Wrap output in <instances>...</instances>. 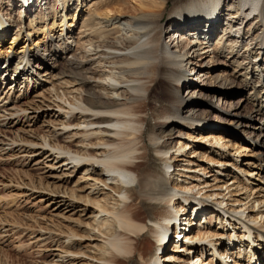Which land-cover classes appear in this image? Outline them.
Returning <instances> with one entry per match:
<instances>
[{"label": "bare ground", "instance_id": "bare-ground-1", "mask_svg": "<svg viewBox=\"0 0 264 264\" xmlns=\"http://www.w3.org/2000/svg\"><path fill=\"white\" fill-rule=\"evenodd\" d=\"M137 1L141 13L129 15L126 0H0V80L12 79L0 104V125L7 116L33 120L30 110L55 112L48 113L43 134L3 135L0 144L7 150L26 146L27 158L45 152L43 160L50 170H59V178L81 173L82 189L90 190L85 197L51 191L91 208L85 237L99 241V264H129L135 256L134 264H215L214 258L227 264L233 243L214 246L210 261L204 257L206 241L227 235L203 223L209 212L221 223H243L242 236L255 238L249 264H262L256 245L264 238L259 229L264 228V167L261 185L245 186L238 177L228 178L229 172L208 174L206 164L219 171L236 165L227 158L237 161L242 155L243 135L261 140L256 144L264 152V123L261 135L253 127L264 115V0ZM34 37L38 41L32 46ZM5 44L13 52L10 58L1 57ZM186 72L189 79L181 85L178 76ZM22 77L25 85L41 90V103L24 106L10 99ZM246 89L242 103L231 101ZM213 119L233 127L243 120L239 125L245 128L229 133ZM260 171L251 172L249 180ZM208 202L223 208L222 217ZM191 203L198 213L183 220L191 226L186 238L173 235V248L164 254V244L152 260L163 238L158 231L168 233L161 220L174 208L183 215ZM150 236L157 243L154 253L146 250ZM198 250L201 255L191 257Z\"/></svg>", "mask_w": 264, "mask_h": 264}, {"label": "rangeland", "instance_id": "rangeland-1", "mask_svg": "<svg viewBox=\"0 0 264 264\" xmlns=\"http://www.w3.org/2000/svg\"><path fill=\"white\" fill-rule=\"evenodd\" d=\"M168 1L169 4L171 5L174 0H168ZM126 2L127 3L124 4L126 7L124 12H126L129 15L141 13L140 3L137 0H126ZM170 5L165 6L162 9V13L164 14V17L168 16ZM110 7L111 8L118 7V4L112 3ZM85 9L86 7L83 9V11ZM27 12L28 11L26 9V11H24V14H27ZM73 21H74L73 16H70L69 23H73ZM59 31L60 28L55 30V32H59ZM41 37L43 38V36ZM165 40H167V36L166 38L163 39L164 42ZM37 41L38 39L34 37L30 45H32V43L33 44L36 43ZM9 46L10 44L3 45L2 47L3 55L1 56L2 58L12 57L13 52H10ZM11 68H13V66ZM42 71L43 70H41V72ZM57 71L58 70H56L55 72ZM4 81L5 80H0L1 105L4 104L2 100L5 98L7 94V91L9 89L8 88L9 83L12 82V79L10 80L7 79L6 82ZM16 84L17 86L15 88L14 86ZM12 87L13 89L11 91L10 99L14 98L17 101H20L21 105L29 106L34 103H41L40 101L43 100V97L39 95L41 90L35 88V85L33 83L30 85L29 83H27V85H25V81L23 77L20 78L16 83H14ZM20 89L22 90L20 91ZM157 89L158 86H156L155 90ZM246 96H248V89L235 94V96L232 97L231 101L235 103L238 102L242 103V101H244V98ZM152 105H155V103L153 102ZM248 106L249 108H251L250 104H248ZM28 112L34 113L33 120H28L27 117L26 118L23 117L25 119L22 120V117L17 118L16 116H13L12 118L11 117L9 118V116H7L8 119L3 121V123L5 124H3V126L0 125V139L3 137V135H6L8 138L12 136H16L15 133H18L19 135L22 136H26L29 139H33L32 136L37 137L36 135L43 134L46 131L44 124H46L45 123L46 119L49 118L47 116L48 113H55L51 111L48 112L43 111L42 113L35 114V112L31 110ZM241 112L246 113L242 110ZM219 116L225 118L223 113ZM243 116L244 115H242L241 117ZM258 119L259 120H256L253 127H255L256 132L260 134L262 133L261 126L264 123L263 122L264 115L259 116ZM152 121L153 120L150 118V122ZM210 121H212V123L216 125V127L218 128L222 127L223 129H226L229 133L231 132L237 134L239 133L240 128L242 129L245 128L243 124L239 125V123H243V120H239V122H236L237 126L234 125L236 127H233V125L232 126L228 125L227 124L228 122H224L227 120L221 121V120L213 119ZM206 124L204 125L207 126L208 124L207 125ZM165 129L166 128H163L162 130ZM242 137H244V140L241 142L244 146L242 155L236 158L238 159L237 161H234L230 157L227 158L229 163L233 161L235 162L236 165H231V164L228 166L225 165L219 171V169L215 170L216 168L213 167L214 164L210 163L208 164L209 166L206 164L207 169L212 170V172L208 174H212V176H215L214 174H216V176L223 177L221 176L222 175L221 173L227 174V172H229L231 175L228 176V178H230L231 176H233L234 178L238 177V179L241 181V184H244L245 186L246 185L259 186V184L261 185V181H263L261 179L262 176L260 175L263 171V168L260 169V167H264V152L261 151V145L259 144L257 145L256 143H259L261 140L257 141L256 139H252L250 136L247 135L246 136L243 135ZM2 147L3 146L0 144V264L103 263L100 259L102 255L101 252H99V248H98L99 245H97L100 244L99 241L85 237L86 231L84 227L88 222L91 221L89 219V216L91 215V212L89 211L91 208H88V210H84L85 205L83 204V202L77 200L74 201L65 198L62 192L60 194L52 192V191L67 189V191H69L70 193L74 192L75 193L74 195L79 198L85 197L86 193L90 192V190L86 192L85 190L82 189L84 183L82 180H79L81 173L73 174L71 175L72 177L62 176L59 178L58 177V175H60L59 170L58 171L50 170V168L47 167V165H49L48 162L43 160L45 156V152L42 151L43 153L39 154V156L36 157L30 156L29 158H27L26 156L27 153L24 150L26 149V146H24V148L22 149L23 151L19 150L18 148L14 150H7V149H3L4 147L3 148ZM34 150H39V149L36 148ZM208 153H210L209 150ZM154 159L155 158H153V156L151 155V158L149 160L150 163H152V161H155ZM255 160L257 161L255 162ZM156 162L158 165H162L161 161H156ZM80 167H82V165L78 166V168L80 170L83 169ZM241 167L244 168L247 172L246 173L241 172L240 169ZM259 170L261 171L259 175L256 176L255 180L253 179L249 180V178L252 177L250 173L259 172ZM246 181H248L249 183H247ZM253 182H256V184ZM92 195L94 196L95 194L93 193ZM208 204H210L208 207L210 208L211 211L218 212L217 213L218 216L222 217V214L225 213L221 206L219 205L215 206L213 202H208ZM135 207L136 206H132V209H134ZM209 214L211 215L214 213L209 212ZM209 214H206L208 215L207 216L208 218L205 217L203 223L206 225L210 224L212 232L213 231L219 232L218 229H217L218 231H215L216 228H219L220 230H224L227 235L222 238L221 236H214L213 239L215 240L212 241V243L211 241H206L204 245L206 246L207 251L206 253H204L205 255L204 257L205 258L208 257V260L210 261L212 257H210L209 255L212 254V252H214V246L218 248L219 246H222L223 242L224 245L225 243L226 244L233 243L235 247L231 252H235V253L232 255V257L230 256L231 260L229 259L227 264H236L235 260L237 259L241 264H249L250 260L248 259V257H249V249L251 247L250 243L252 242V239L254 237L247 238L244 235L242 236L243 232L241 231L239 232V230L240 229L243 230L244 228H246L245 226H242L243 223L238 225H235V223L233 222L232 223L229 222L228 224L227 223L225 224V222L221 223L218 217L209 216ZM229 218H231V215H229ZM197 222L199 225L200 221ZM146 223L148 224V226H151V222L148 219L146 220ZM223 224L226 227L225 229L220 228V226L223 227ZM261 224L259 223L256 226L260 227ZM235 229L236 230L238 229L236 236L234 235L235 232L233 231ZM259 229L262 231V233H264V228L260 227ZM246 233L248 234V232ZM216 239H218V242ZM258 239L259 240L257 239L256 240L258 241L257 243H259L260 245L257 244L256 246L257 249L259 250L258 253L261 256V260H262L261 263L264 264V244H262L264 242V238L263 239L258 238ZM236 241L237 243H239V245L235 244ZM174 245L175 244H170V245L168 244L164 254H167L168 248L172 249ZM224 245L223 248H225ZM156 246L157 243L151 237L150 244L146 249L147 252L150 253L152 251L154 253V251L156 250L155 249ZM244 246L246 247L248 246L246 248L247 252L245 254L242 253L240 255L239 253H241V250L242 252L245 250L243 249ZM256 246H254V252ZM69 249L74 250L75 252L81 251L82 254H78V255L67 254V252L65 251ZM183 252H177L178 254L176 256H180L181 254L185 253ZM217 252L219 254V251ZM110 253L109 255L107 253V256H110L111 255ZM199 254L200 251L198 250V252L194 253V255H191V257H195L194 259H196V255ZM165 258L166 257L163 256L162 260H164ZM135 259L139 260V257L135 256L134 259L129 264H134ZM214 261L215 264H226L223 262L225 261L223 260V258H220V261H217L216 258H214ZM169 263L174 264V261H169Z\"/></svg>", "mask_w": 264, "mask_h": 264}]
</instances>
